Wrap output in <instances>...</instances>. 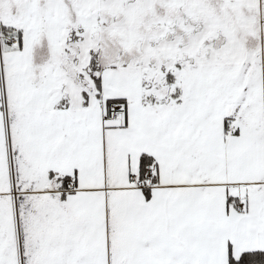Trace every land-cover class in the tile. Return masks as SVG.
I'll list each match as a JSON object with an SVG mask.
<instances>
[{"label": "snow or ice", "instance_id": "snow-or-ice-1", "mask_svg": "<svg viewBox=\"0 0 264 264\" xmlns=\"http://www.w3.org/2000/svg\"><path fill=\"white\" fill-rule=\"evenodd\" d=\"M0 264H264V0H0Z\"/></svg>", "mask_w": 264, "mask_h": 264}]
</instances>
